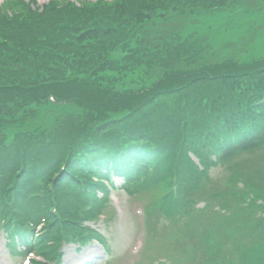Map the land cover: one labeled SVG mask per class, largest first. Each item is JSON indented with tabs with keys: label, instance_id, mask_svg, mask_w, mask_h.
I'll return each mask as SVG.
<instances>
[{
	"label": "trees",
	"instance_id": "obj_1",
	"mask_svg": "<svg viewBox=\"0 0 264 264\" xmlns=\"http://www.w3.org/2000/svg\"><path fill=\"white\" fill-rule=\"evenodd\" d=\"M236 1L241 0H211L210 3L224 6ZM243 1L256 6L254 0ZM194 2L118 0L115 2L117 5L112 7L110 4L111 13L119 20L123 9H130L124 13L126 22L107 26L98 19L95 21L94 12L98 8L88 4L78 8L73 5L70 10L63 5L59 8L48 5L39 10L30 9L27 15L29 24L14 28L12 34H0V129L10 122L34 116L37 110H43L51 102V97L61 104V109L68 104L77 107L68 109L71 112H62L54 125L49 124L40 132L24 131L6 143L7 139L4 141V134L0 133V190L5 192L8 204L12 206L15 203L5 226L11 235L20 236L21 243L34 246V240L28 238L30 225H23L14 215L20 216L17 207L27 199L29 190H32L29 186L40 189L42 179L52 172L56 188L63 181L69 183L72 189L68 198L69 208H65L54 221L61 235L54 241V248H60L68 237L69 241L79 240L77 235H81L82 223L77 218L78 214L83 212L91 217L99 212L96 205L90 209L87 206L99 201L98 189L107 191V188L104 183L94 180L93 175L109 180L114 175H121L128 179L129 188H157L162 173L166 171L159 169L158 159L171 153L168 161L173 162L172 148L176 142L180 151L176 171L179 180L182 174L188 179V184L181 183L183 189L176 191L179 194L176 198L190 192L192 205L187 200L182 205L188 208L187 215L200 212L204 217H210L204 219L200 216L206 222L204 228H208L203 232L206 240L218 241L222 237L214 232L217 216L228 221L236 219L240 212L243 216L237 223L238 229L231 235L249 228L254 235L264 236V215L258 212L263 198L255 193L260 190V184L243 183L249 194L243 193L244 188L239 190L246 195V200L239 207H232L230 200H239L243 196L241 193H234L233 197L224 194L223 200L216 202V214L208 211L206 205L202 210H196L194 204L195 200H203L201 187L205 178L200 177L203 173L190 159V152L197 154L205 166L204 173H207L217 163L210 159L213 154L225 163L241 155L242 151L247 155L245 153L264 147V57L247 61L244 65L237 58L210 64L198 57L199 51H210L211 45L203 33L195 36V32H191L184 38L188 27L185 22L186 19L191 20L189 15L194 10ZM155 3L163 5L164 11L160 15H153ZM172 3L174 6L169 5ZM171 20L178 22L168 23ZM15 24L7 14L0 13V30ZM37 39L47 42L42 44L44 48L40 51L31 49ZM198 41L203 46L195 44ZM86 47L89 48L85 53L78 52ZM90 50H93L91 56L88 55ZM72 55L80 57L82 62L74 63ZM88 64L86 78L69 81L68 72ZM143 64L153 70L154 76L160 69L189 72L201 69L192 76L198 87L194 94L191 93L195 97L189 95L186 100L197 107L190 113L189 125L177 140L168 132V127L174 128L167 112L163 113L153 105L159 95L166 96L176 88L160 87L157 82L162 76L153 77L156 81L148 87L144 84L148 79L135 74L142 70L138 65ZM156 67L159 68L154 71ZM171 80L175 82L174 77ZM61 122L67 124L66 131L53 136L54 128ZM191 122L197 123L196 126L190 127ZM199 123H203L202 132L198 131ZM19 127L22 126L11 128ZM152 164L158 170H153ZM52 167L54 170L50 171ZM58 175L61 179L57 178ZM177 177L171 178L174 183ZM200 181L202 184H197ZM64 195V189L60 188L61 203ZM42 196L49 198L51 190H44ZM81 200V205H77L76 201ZM44 208L39 213L26 212L27 219L41 217ZM180 209L173 211L183 216L184 222V209ZM47 223L50 224L48 218ZM210 223L212 229L209 228ZM48 228L45 242L52 239V231ZM260 248L263 252L253 254V257L239 251L240 256L225 254L224 259L228 262L224 264H264V238ZM232 250L235 251L236 247Z\"/></svg>",
	"mask_w": 264,
	"mask_h": 264
},
{
	"label": "rangeland",
	"instance_id": "obj_2",
	"mask_svg": "<svg viewBox=\"0 0 264 264\" xmlns=\"http://www.w3.org/2000/svg\"><path fill=\"white\" fill-rule=\"evenodd\" d=\"M4 1L5 0H1L0 2V5L3 4V7L0 8V13L5 15L7 14L8 17L12 18L13 23H17V25H4L5 27L0 30V34L2 35L12 34L14 32V28H18V26L23 24H29L27 15L30 9L39 10L48 5L54 8H59V6L63 5L64 7L66 6L67 10H70L73 5L78 8L84 6V4H88L91 7L98 8L96 12H94V19L95 21L98 19L103 26L125 24L126 17L124 13H126V11H130V9L124 6L125 8L118 17L119 20H116V18L113 17L109 6L110 4L112 7L117 5L115 2L118 0H6L5 3ZM194 1V10L189 15V18L193 21L186 19L185 23L188 27L185 30L186 34L184 35V38H186L191 32H195V36H197L198 33H203L208 37L206 41L211 45L210 51H207V49H205V52L199 51L198 57L206 59V61L210 64L220 62L228 58H237L239 63L244 65L247 61L264 56V0H254L256 6H252L251 3L244 2L243 0L231 2L233 4L229 5L230 3H228L224 6H218L217 4L211 5V0ZM174 3L169 5L174 6ZM122 4L125 5V3ZM161 4L162 3L156 4L153 15H160L163 13V5ZM101 13H104V15H101ZM176 22L178 21L171 20L168 23L175 24ZM198 43L199 41L195 44ZM33 44L34 47L31 49L40 51L44 48L42 44H47V42L43 43L37 39ZM199 45L203 46V44H198V46ZM88 48L89 47H86L84 51L79 49L78 52L85 53ZM92 51L93 50L88 51V55L91 56ZM160 58L164 59L163 57ZM71 60H73L74 63L82 62L81 58L76 55H72ZM136 64L138 63L136 62ZM138 66L142 70L138 71V73L136 72L135 74L136 76L144 75L148 79V82H145L144 84L148 87H151L152 83L156 81V79H154L155 76H162L160 82H157L160 87H163L164 89L171 87L176 88L175 90H170L172 92L166 96L159 95V97L154 100L153 105L154 107L159 108L163 113L167 112L169 122H172L171 126L174 128L171 129L168 127V132L171 134V138H175V140H177L178 135L187 129V126L189 125L190 113L192 111L194 112L197 107L196 104L195 106L188 104L189 102L186 100L189 95L193 98L195 97L193 94L198 87L192 76H194L201 69L194 72H189L183 69L176 70L174 68L162 71L160 69L159 72H155L154 76L153 70L149 69L148 65L143 64ZM89 67L90 65L88 64L84 68L80 67L76 68L74 72H68V78L70 77L69 81L75 82L81 78H86ZM158 68L159 67L154 68V71ZM203 69H206V67ZM171 77H174L175 82L171 80ZM190 84L193 85L188 88ZM186 87L188 89L185 91L184 89ZM74 108H77L76 105L68 104V106H64L62 110L60 105L50 102L43 110H37L34 116H28L26 119H23L21 115L19 119L22 118V121H15L10 122V124H6V126L0 129V133H3L4 135L8 134L11 137H14V134L17 135L22 133V131H35V133L40 132L39 130L44 127H49V124L50 126L54 125L56 118L58 115H61L62 112H71V110L68 109ZM196 124L191 122L190 127L196 126ZM19 125L22 127L15 128L14 130L11 128L12 126L14 127ZM65 126H67V124L64 123L62 125H57L56 128H54L55 130L52 135L56 136V134L60 131H66ZM198 126L200 127L198 131L202 132V124L200 125L199 123ZM7 128L11 129L8 130ZM178 149L179 145L176 142L172 148V153H174L172 154L173 162L168 161L171 153L169 156L166 155L162 159H158L160 163L159 169L162 168L166 171L162 173L163 177L161 178L159 184L160 190L158 189L157 191L154 190L149 192L152 193V197H155L152 201L148 197V192L143 193L144 191H140V194L136 197H129L124 189L121 188L123 179L117 178L115 181V188L112 189L111 196L109 198L110 200L107 202L108 205L105 203L103 208V210L110 212L108 214L109 216L105 222L100 220V224L98 225V228L101 229L102 233H104L106 237L110 251H105L99 244L96 243L85 247L80 251L77 250L78 247L75 245L66 246L62 253L63 264H129L123 262L121 263V257H124L127 260L131 254L133 256V262L138 260L140 252L142 251V239L147 236V232L149 235L152 234L151 237L153 240L155 237H160V235L172 236L171 233L176 234L179 230L177 227L180 229L184 227L200 229L202 230V234L203 232H206L208 228H204L206 222L203 221L202 218L204 216L200 212L190 213L184 223H177L173 218L171 219L167 214L162 212L160 213L158 210L150 213L149 219L143 217L146 215L148 216V213L145 211L149 206H146L145 208V205L154 203V201L160 197L161 191L168 193L171 190H174L176 192V190L183 189L184 183L188 184L186 183L188 182V179L184 178L183 174L181 176V180H179V173L176 171L179 166L178 160L180 151ZM195 160L197 159L195 158ZM152 168L153 170H158L153 164ZM201 173L203 174H200V177H203V180L205 178L204 183L202 180L204 185L201 187V193L204 197L203 200H200L196 205V210H202L204 208L203 202L206 201L208 211L216 214L218 212V205L216 202L223 200L222 198L224 194H229L228 197H233L232 194L241 193L239 192V190L243 188V184H240L241 182H251L257 185L260 184V190L255 191V193L260 197V199L263 198L262 201L259 202L261 204V208L258 209V212L259 214L264 213V147L259 148L255 155L251 157L248 156L247 158L238 161L233 166L232 163L230 165H228V163H219L215 167L209 169V173H204V171ZM49 174L50 175H47L44 179H42L43 186L40 190H51V196L47 199H42L45 208L41 210L42 214L40 219L47 220L48 218V221L50 219V224L48 223L49 225H47L46 228L49 227L48 229L52 231V239L49 241L53 242H49L46 246L48 248H53L55 247L54 241L59 239L61 236L60 229L55 224L56 222H54L55 217L58 218L63 214L65 208H69L68 198L72 189H70L69 183L66 181H63L60 187L56 188L54 185V173L52 172ZM175 177H177V179L174 183L171 178ZM27 180H30V178ZM182 182L183 184H181ZM202 183L201 181L197 182V184ZM60 188L64 189L65 192L62 200L63 203H61L59 198ZM243 193L249 194V189L245 187ZM243 193H241L243 196L239 200H234L233 198L230 200L232 207H239L240 205H243L242 203L246 200V195ZM183 197L184 199H188L185 196ZM81 203L82 200L79 202L76 201L77 205H81ZM36 205V203H33L32 208H35ZM207 208L204 209L203 212H205ZM214 214L213 217L216 216ZM138 215L140 218L137 219ZM200 216L203 217L201 218ZM237 216L238 217L236 219H229L228 221L221 216H217V223L214 224V227L216 226L214 232L217 235H222V237L216 241L211 248H209V245H203V240H195L196 242L191 245V247L197 251L195 256H191L192 252H190V249L186 246L182 247V249L178 246L174 247L175 251L181 254L182 262L186 264H224L228 262L227 259H224L225 254L228 256H240L239 252H244L249 253V255L253 257V254L257 255L263 252L262 248H260V244L263 241L264 236L254 235L253 232L248 230L249 228L242 230L244 231L242 234V231H239L237 235H231L235 229H238L237 223L243 215L240 212L237 213ZM205 218L209 219L210 217L206 216L204 219ZM208 225L209 228H211V223ZM169 231H171V233ZM239 243L241 244L240 246ZM173 245H175V242H173ZM235 247L236 250L233 251L232 248L235 249ZM153 250H157L156 245H154ZM108 251L112 256L109 257ZM91 252L95 253L91 254ZM95 256L97 257L96 259ZM112 260H114V263L111 262ZM23 261L24 259L21 257L13 254L11 255L10 249L7 248L6 238L0 236V264H21Z\"/></svg>",
	"mask_w": 264,
	"mask_h": 264
},
{
	"label": "bare ground",
	"instance_id": "obj_3",
	"mask_svg": "<svg viewBox=\"0 0 264 264\" xmlns=\"http://www.w3.org/2000/svg\"><path fill=\"white\" fill-rule=\"evenodd\" d=\"M61 125L63 124V122H61L60 123ZM65 124V123H64ZM213 141V140H212ZM54 170V167H52V168H50V171H53ZM57 178H60L61 179V176L60 175H58V177ZM95 252H91V254H94Z\"/></svg>",
	"mask_w": 264,
	"mask_h": 264
}]
</instances>
